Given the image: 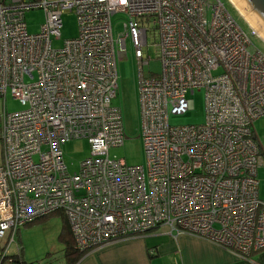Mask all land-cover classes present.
Returning a JSON list of instances; mask_svg holds the SVG:
<instances>
[{
  "label": "built area",
  "instance_id": "built-area-1",
  "mask_svg": "<svg viewBox=\"0 0 264 264\" xmlns=\"http://www.w3.org/2000/svg\"><path fill=\"white\" fill-rule=\"evenodd\" d=\"M31 9L43 12L35 33L24 23ZM64 10L77 33L52 46ZM113 13L125 17L116 37ZM126 38L138 64L146 174L108 156L124 139L111 100ZM142 46L153 47L158 72L141 74ZM250 46L220 0H0V96L8 90L24 107L0 115V264H19L7 257L11 244L19 249L18 226L53 212L82 252L160 225L239 258L263 248L252 122L264 114V54ZM200 88L203 121L170 125ZM78 138L89 154L69 172L61 145Z\"/></svg>",
  "mask_w": 264,
  "mask_h": 264
},
{
  "label": "rangeland",
  "instance_id": "rangeland-1",
  "mask_svg": "<svg viewBox=\"0 0 264 264\" xmlns=\"http://www.w3.org/2000/svg\"><path fill=\"white\" fill-rule=\"evenodd\" d=\"M228 14L236 24L247 34L252 46L264 54V42L256 33H251V28L230 0H220ZM60 39H53L52 46H59L62 39L74 37L77 33L74 14L64 10L61 15ZM125 17L122 13H113L110 16L111 31L113 37L122 32V22ZM43 21V12L40 9L27 10L24 13V23L28 33L38 31ZM147 43L152 41L147 35ZM125 54L115 58L117 88L111 103L118 106L121 112L124 139L121 145L108 149L110 158H122L128 165H141L146 174V160L143 152L139 107L137 97L138 64L133 54V46L128 38L124 43ZM250 46V48L252 47ZM249 48V46H248ZM144 55L149 56L148 64L141 66V74L159 71V62L154 60L152 46H142ZM186 98L191 101V107L179 114H170V125L198 124L203 121V89H193L187 93ZM24 107L18 100L11 97L6 90L3 97L0 96V115L2 111L13 112ZM62 158L69 172L77 169L79 162L88 156L89 147L85 139H71L61 145ZM68 228L61 213L54 212L17 227L14 240L21 247L18 260L27 264H66L64 256V240L61 239L62 229ZM69 229V228H68ZM7 237L0 241V248L5 244ZM9 254L14 253V245L8 247ZM6 260V259H5Z\"/></svg>",
  "mask_w": 264,
  "mask_h": 264
},
{
  "label": "crops",
  "instance_id": "crops-1",
  "mask_svg": "<svg viewBox=\"0 0 264 264\" xmlns=\"http://www.w3.org/2000/svg\"><path fill=\"white\" fill-rule=\"evenodd\" d=\"M263 163L256 170L257 195L264 201V114L252 122ZM73 264H264V247L239 258L230 250L164 226L114 240L83 252Z\"/></svg>",
  "mask_w": 264,
  "mask_h": 264
},
{
  "label": "water",
  "instance_id": "water-1",
  "mask_svg": "<svg viewBox=\"0 0 264 264\" xmlns=\"http://www.w3.org/2000/svg\"><path fill=\"white\" fill-rule=\"evenodd\" d=\"M230 2L264 42V0H230Z\"/></svg>",
  "mask_w": 264,
  "mask_h": 264
},
{
  "label": "trees",
  "instance_id": "trees-1",
  "mask_svg": "<svg viewBox=\"0 0 264 264\" xmlns=\"http://www.w3.org/2000/svg\"><path fill=\"white\" fill-rule=\"evenodd\" d=\"M62 217H63V215H62ZM60 237H61V239L64 240V245H65L64 256H65L66 264H73L83 252L78 251L73 247L72 237L70 234V230L68 228L61 230ZM20 250H21V247H19V249L16 253L9 254V255H7V257H11L13 260L18 262L19 264H27L23 260L17 259V256L20 254Z\"/></svg>",
  "mask_w": 264,
  "mask_h": 264
}]
</instances>
